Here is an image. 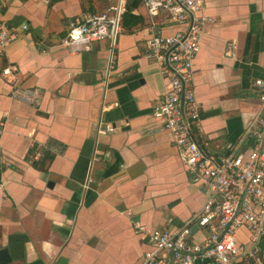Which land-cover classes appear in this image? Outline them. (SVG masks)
I'll return each instance as SVG.
<instances>
[{
  "label": "crops",
  "instance_id": "crops-1",
  "mask_svg": "<svg viewBox=\"0 0 264 264\" xmlns=\"http://www.w3.org/2000/svg\"><path fill=\"white\" fill-rule=\"evenodd\" d=\"M116 0H0V23L20 29L0 56V249L5 264H142L151 250L134 230L178 228L201 210L170 132L152 114L166 82L145 57L143 26L125 24L108 68V40L73 53L61 39L68 23ZM125 9L147 22L139 0ZM193 61L200 104L193 128L214 158L254 145L259 110L256 78L264 79V0H204ZM165 33L177 26L156 18ZM23 25L27 29L21 30ZM10 66L12 74L4 75ZM34 89L36 103L11 97ZM112 125L114 131L99 133ZM230 144V146H228ZM43 162V165H42ZM192 226L201 241L207 231ZM245 264H264V237L236 232Z\"/></svg>",
  "mask_w": 264,
  "mask_h": 264
},
{
  "label": "built area",
  "instance_id": "built-area-1",
  "mask_svg": "<svg viewBox=\"0 0 264 264\" xmlns=\"http://www.w3.org/2000/svg\"><path fill=\"white\" fill-rule=\"evenodd\" d=\"M146 10L143 26L144 55L159 67L166 82L162 96L153 106L154 117L163 121L185 165L192 183L204 194L201 210L178 228L149 230L138 222L134 230L151 246L144 252L142 264H245L257 254V248L243 250L236 232L245 227L256 244L264 237V79L256 78L259 110L253 122L254 145L249 149L232 148L216 159L197 143L193 128L199 120L200 104L193 88V61L199 50L200 34L209 19L203 10L204 0H139ZM124 0H116L99 13H86L68 23L61 45L73 53L88 51L96 41L108 40V68L115 65V48L121 33ZM163 16L177 26L163 32L156 18ZM27 29L23 25L21 30ZM20 29L0 23V56ZM4 75L12 68H3ZM11 97L34 104V89L14 86ZM108 124L99 133L114 131ZM2 126H0V133ZM192 226L207 231L194 240Z\"/></svg>",
  "mask_w": 264,
  "mask_h": 264
},
{
  "label": "trees",
  "instance_id": "trees-1",
  "mask_svg": "<svg viewBox=\"0 0 264 264\" xmlns=\"http://www.w3.org/2000/svg\"><path fill=\"white\" fill-rule=\"evenodd\" d=\"M125 24L128 25L129 27H133L134 29H137L145 25V19L141 18L140 16L133 15L131 13V8L128 7L125 9V12L122 14L121 29L125 27Z\"/></svg>",
  "mask_w": 264,
  "mask_h": 264
},
{
  "label": "water",
  "instance_id": "water-1",
  "mask_svg": "<svg viewBox=\"0 0 264 264\" xmlns=\"http://www.w3.org/2000/svg\"><path fill=\"white\" fill-rule=\"evenodd\" d=\"M194 228H196V226L193 227V229ZM9 259H10V256H9L8 250H6L5 248L0 249V264L7 263Z\"/></svg>",
  "mask_w": 264,
  "mask_h": 264
}]
</instances>
